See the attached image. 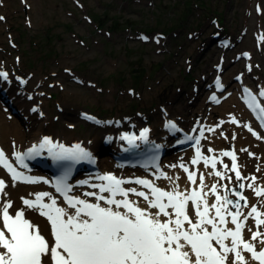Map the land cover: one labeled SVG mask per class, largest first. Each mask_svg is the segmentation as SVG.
I'll use <instances>...</instances> for the list:
<instances>
[{
	"label": "rangeland",
	"instance_id": "1",
	"mask_svg": "<svg viewBox=\"0 0 264 264\" xmlns=\"http://www.w3.org/2000/svg\"><path fill=\"white\" fill-rule=\"evenodd\" d=\"M0 15V65L28 81L20 87L10 80L6 88L24 108L9 100L2 106L4 97L0 111L27 135L32 119L41 116L50 120L51 133L82 141L97 137L98 144L103 134L115 135L130 122L148 121L161 131L165 117L186 128L199 121L216 124L230 113L243 119L236 92L219 111L206 103L219 62L223 81L228 76L234 83L242 71L247 85H264V0H0ZM143 32L147 42L139 37ZM225 38L227 47L218 42ZM243 50L251 54L249 61ZM201 104L212 108L210 119L202 117ZM82 110L100 123H85ZM114 121L121 125L111 128ZM219 133L222 137L207 141L220 137L229 147L245 137L243 125L234 123L224 122ZM257 145L240 148V156L248 171L264 180ZM247 176L229 185L237 190ZM240 192L246 195L244 188Z\"/></svg>",
	"mask_w": 264,
	"mask_h": 264
},
{
	"label": "snow or ice",
	"instance_id": "2",
	"mask_svg": "<svg viewBox=\"0 0 264 264\" xmlns=\"http://www.w3.org/2000/svg\"><path fill=\"white\" fill-rule=\"evenodd\" d=\"M0 79L7 81L8 73L0 71ZM260 95L264 96V91ZM212 99L215 100V96ZM249 106L259 109L264 119V107H260L255 97H251ZM32 111L38 109L33 108ZM167 126L179 131L174 123L169 122ZM148 131L145 128L139 137L123 135L120 139L136 147L137 139L147 141ZM249 131L252 129L249 128ZM253 135L257 134L253 132ZM195 144L196 154L192 164L203 160L205 167L210 166L215 170L217 160L202 155L198 147L199 139L195 140ZM44 149H47L54 160L70 162L62 166L63 174L56 178L53 186L74 212L69 213L66 208L58 206L57 200L49 192L37 193L34 200L21 198L26 209H32L47 219L52 237L50 241L42 234L39 225L26 218L25 208L14 209L10 200L0 204V264H248L244 253H249L251 260L264 264V231L260 230L264 226V212L258 211L253 205L245 214L242 208L248 207V200L242 192L233 189L232 194L238 198L229 199L228 192L221 195L217 191V184H213L210 191L215 200L209 203L208 193L204 191L206 186L203 174L199 178V190H193L189 194L179 191L178 185L169 191L148 179L125 180L112 174H104L97 177L104 183L89 184V187L98 188V193L83 194L85 197H95L96 202H89L79 196L69 195L73 186L68 183V179L73 164L82 160L94 162L91 154L80 144L66 148L63 144L44 137L38 147H31L26 154L15 153L16 160L27 168L24 163L25 155L38 156ZM221 155L231 157V170L237 181L242 180L236 155L233 152H223ZM0 166L8 171L14 182H40L38 178L27 177L18 172L9 163L2 149ZM178 166L188 173L187 178L192 184L197 183L195 172H190L184 164ZM224 167L228 168V165ZM210 174L225 178L220 171ZM161 177L172 179L165 173H161L157 179ZM43 182L49 183L48 180ZM80 183L88 184V181ZM131 183L149 191L146 193L135 187H122ZM7 186L0 179V195H7ZM244 187L242 183L238 185L239 189ZM248 187L255 191V195L264 196V189L256 188L254 184H249ZM104 193L108 195L105 196ZM130 194L142 197L146 206L141 207L136 201L129 199ZM117 196L121 199H117ZM45 198L50 203H45ZM240 201H244V204L241 205ZM249 217L254 220L256 230L247 227L251 236L250 239H245L244 232ZM253 241L259 242L262 246L260 250Z\"/></svg>",
	"mask_w": 264,
	"mask_h": 264
},
{
	"label": "bare ground",
	"instance_id": "3",
	"mask_svg": "<svg viewBox=\"0 0 264 264\" xmlns=\"http://www.w3.org/2000/svg\"><path fill=\"white\" fill-rule=\"evenodd\" d=\"M15 60H18V56H17V58ZM8 69L3 67L1 69V71L6 72ZM223 70H224V65H222V68H221L220 71L222 72ZM239 72H242V71H239ZM9 76H11V77L13 76L14 78L16 77V75H13V71H9ZM18 78L19 79H25L26 76L25 75H21ZM244 80L245 79L243 77L242 85L245 86V85H247V83H246V81L244 82ZM233 82L234 83H232L229 80L228 76L223 81V85H225V92H230V96H233L235 92H236V94H237V92L239 93V89H240V86H241L238 83H236L235 81H233ZM257 84H259L258 88H260L262 91H264V86L262 84H260V83H257ZM2 86L0 84V101H3L4 97H5V103H3L2 106L6 105L7 100H9L10 102H13L14 104H17L18 107H19V110H21L20 107L24 108V106H22V103L19 104V100L18 99L16 100V97L14 96V94L11 95V92H9L10 90L6 89L7 85H5L6 87L4 85H2ZM2 97H3V99H2ZM25 101H26L25 99L22 100V102H25ZM227 101L221 103L219 106H214L213 110L219 111L220 109L225 108L226 104H227L226 103ZM10 102H8V104H10ZM263 102H264V96H263ZM206 103H207V101H206ZM35 106L38 109V106L37 105H35ZM27 109H28V105H27ZM201 109L203 110L202 117L210 119L211 116H212V113H213V112H210V110H212V108L209 107V106H207V107L204 106L203 107V105L201 104ZM229 110H234V109L230 108ZM221 114H223V113H221ZM66 115H67V113H65L64 116H66ZM219 116H222V115H219ZM219 118H220V120L221 119H225V116L219 117ZM14 120L15 119L12 120V119H10L8 117H5L0 111V144L4 147V149L7 151V153H12L15 149L21 148V146H23L25 144L26 145H32L36 141L37 137L40 134L44 133V132H42V130L44 128H46V130L50 129V120L47 119L44 116H41L38 120L37 119L35 120V118L32 119L31 124H30L31 127L28 130V134L29 135H27V134L23 133V131L18 127V124H17L16 120L15 121ZM224 122L232 123L230 117H229V119H225ZM247 122H249V120ZM247 122H246V124H248ZM113 127H115V125H112V128ZM152 130H153L152 131L153 135L151 136L152 139H155V136H156L157 140L163 141L167 145L170 143L171 137L169 136L168 133L163 131L164 129L161 130V131H158L157 127L156 128L152 127ZM53 132L51 133V131H49V133H47V135L51 136L52 138H56V139L64 138L65 140H68L64 136H62L61 134L59 135L58 133L55 134V132L54 133ZM216 132H218V131H216ZM216 132L211 133L210 135L216 136L217 135ZM103 136H105V135H103ZM96 139H97V137H95V139L94 138H90V139L84 140L83 144L85 146H87L90 149V151L96 156L99 155L102 152L101 155L98 158V166L100 168L102 167L101 169L103 171L104 170H112V164L113 163H112V160L110 159V156L107 153H109V151L113 150L114 145L117 142L116 138H111V140H109L108 143L105 144V145H103L101 143L98 144ZM254 140L255 139L251 138L250 136H247L246 133H245L244 139H241V136H240L239 139L236 142V145L233 144L234 146H236L234 148V150L237 153H241V149L240 148H245L246 146H248ZM9 141H10V143H9ZM69 142L70 143L71 142H80V140L72 138V139L69 140ZM207 145L211 146V150L212 151H220L221 152V151L225 150L224 142L220 139V137L217 140H212V141L209 140V141H207ZM256 149H257V154L259 156L261 154L260 166L264 167V145H262L261 143H258ZM175 151H176V149H174V152H173L172 156H168L166 158L173 160L174 155H175ZM201 174L204 175V182L217 184V185H220V186H221V184L226 183L225 180L221 182L217 178L215 179L207 171H203ZM177 178L172 177L171 180L168 179V181L166 183L167 187L171 188V185L174 182H178L179 184H181V187H184V185L187 184L185 179L183 178V176L179 172H178ZM199 178H200V176L198 177V181H199ZM0 179H3L5 181V183L8 185L6 187V189H5V192L7 193V195L6 196L0 195V204H3L4 202L10 200L12 202V204H13V208L14 209H21V208H25L26 209V206H23V205L20 204V201L22 200L21 198L22 197L23 198H29V197L35 198V195L37 193L42 192V190L40 188H32V186H29V185H25L24 186L23 184L20 185L18 183H13L8 178V176H6L1 170H0ZM175 186H177V184ZM34 187H38V186H34ZM46 191H48V190H46ZM218 192L221 195H223V190L221 188L218 190ZM261 199H263V198H261ZM17 200L19 201V203H17ZM248 200H250V202H251V201L256 200V199L254 197L250 196L248 198ZM57 204L59 205L58 201H57ZM257 207L259 209L263 210L262 208H260V203H259L258 200H257ZM245 208H243V210ZM10 211H12V210L10 209ZM30 211H31V209H26L25 210L26 218H29L34 223L39 225L42 234L45 235V237L51 241L52 238H51V235H50V233L48 231L47 225L45 224L44 220L41 217L35 215V211L34 212H32V211L30 212ZM263 212H264V210H263ZM260 230L264 231V228H262ZM253 243L257 247H262L259 244L258 241H253ZM251 264H253V263H251Z\"/></svg>",
	"mask_w": 264,
	"mask_h": 264
}]
</instances>
